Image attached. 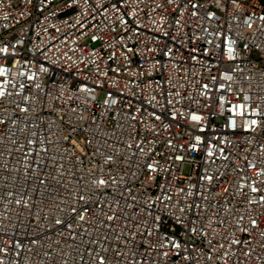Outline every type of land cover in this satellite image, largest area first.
<instances>
[{
    "label": "built area",
    "instance_id": "1",
    "mask_svg": "<svg viewBox=\"0 0 264 264\" xmlns=\"http://www.w3.org/2000/svg\"><path fill=\"white\" fill-rule=\"evenodd\" d=\"M0 264H264V0H0Z\"/></svg>",
    "mask_w": 264,
    "mask_h": 264
}]
</instances>
